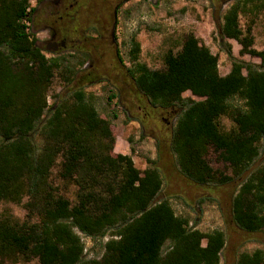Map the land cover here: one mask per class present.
<instances>
[{
	"label": "trees",
	"instance_id": "1",
	"mask_svg": "<svg viewBox=\"0 0 264 264\" xmlns=\"http://www.w3.org/2000/svg\"><path fill=\"white\" fill-rule=\"evenodd\" d=\"M247 3L264 11V0H235L217 28L222 40H235L240 54L259 63L236 59L227 45L231 65L221 75L218 56L188 33L177 51L165 53L162 69L138 61L140 44L132 39L126 72L150 105L181 107L171 135L181 174L199 185L241 180L232 219L245 232L264 234V164L245 174L264 152V50L253 47L250 28L239 24ZM29 5L0 0V201L26 198L25 220L0 214V264L32 258L39 264H219L224 233L190 227L167 199L156 200L159 170L136 167L132 148L114 151L110 121L83 91L56 100L44 116L59 64L34 47L24 23ZM185 91L202 99L184 98ZM223 116L233 124L229 130L220 125ZM209 151L231 175L211 167ZM56 165L57 180L75 187L73 200L54 183ZM107 231L101 257L83 262L81 235L102 238ZM236 264H264V249L240 253Z\"/></svg>",
	"mask_w": 264,
	"mask_h": 264
},
{
	"label": "rangeland",
	"instance_id": "2",
	"mask_svg": "<svg viewBox=\"0 0 264 264\" xmlns=\"http://www.w3.org/2000/svg\"><path fill=\"white\" fill-rule=\"evenodd\" d=\"M89 1L90 18L112 15L113 4L109 1L108 5L105 3L102 6L99 0ZM234 1L128 0L119 5L115 17L116 46L113 48L117 50L116 55L108 52L106 43L102 45L100 51L44 54L46 58L55 60L59 64L46 92L48 108L44 116L48 114L49 108L56 100L71 97L77 90L83 91L93 102L99 115L110 121L111 130L116 136L115 145L120 146L119 151L125 148L126 154H129L132 148V158L136 167L141 169L156 167L159 170L162 187L156 200L167 199L176 215L189 220L190 227L203 232L221 230L224 233L225 244L220 253L219 264H236L240 253L264 249L263 233L245 232L238 228L232 219L231 202L241 180L199 185L182 175L176 156L171 150V135L176 122L175 113H179L181 107L178 105L175 111H165L150 105L145 97L135 92L134 84L127 77L126 69L133 64L129 54L132 39L140 44L138 61L150 68L162 69L165 53L169 49L177 51L188 33H193L218 56L221 75L226 74L231 65V60L225 52L227 45L231 46L232 55L236 59L259 63L257 57L240 54V45L235 40H222L219 37L218 23L222 21L225 9ZM82 2L85 4V1ZM29 3L31 9L35 0H29ZM27 22L28 20L24 21L29 32ZM239 24L244 31L247 27L250 28L253 47L264 50V11L255 10L252 4L247 3L239 14ZM94 29L91 23L88 24L87 35L90 43L95 40ZM84 66L87 72L92 69L96 74L87 73L86 78L82 79ZM181 95L194 101L202 99L190 91H185ZM132 118H135L133 120L136 123L129 126ZM219 121L224 130H229L233 126L225 116L220 117ZM119 135H123L122 138ZM115 145L114 151L117 152ZM207 160L217 172L231 175V169L218 159L217 153L209 151ZM262 164H264V152L260 151L245 174H249ZM57 171L56 165L52 176L54 183L73 200L75 187L62 185L56 178ZM25 202L26 198L20 203L0 201V214L10 213L15 219L23 221L26 219ZM109 237L110 231H107L102 238H91L82 234L81 239L84 243L82 261L100 258L104 250L103 243ZM202 243L205 244V240ZM5 264H39V261L37 258H32Z\"/></svg>",
	"mask_w": 264,
	"mask_h": 264
},
{
	"label": "flooded vegetation",
	"instance_id": "3",
	"mask_svg": "<svg viewBox=\"0 0 264 264\" xmlns=\"http://www.w3.org/2000/svg\"><path fill=\"white\" fill-rule=\"evenodd\" d=\"M35 0L28 20L30 38L34 40V47L42 54L59 55L65 51L87 53L92 50H101L102 45H107L113 54H117L115 25L119 5L128 0H99L101 6L108 1L113 4L112 17L90 18L89 0ZM105 5V6H106ZM104 8V7H103ZM108 11V10H107ZM92 24L95 29L94 42H89L87 26ZM105 52V51H103ZM92 69L82 68V79L86 74L93 73ZM129 77V76H127Z\"/></svg>",
	"mask_w": 264,
	"mask_h": 264
},
{
	"label": "crops",
	"instance_id": "4",
	"mask_svg": "<svg viewBox=\"0 0 264 264\" xmlns=\"http://www.w3.org/2000/svg\"><path fill=\"white\" fill-rule=\"evenodd\" d=\"M228 72V71H227ZM145 115V114H144ZM133 119H135V118H132V120L129 122V126H131L130 124H133L134 122H135V120H133ZM136 123V122H135ZM121 138H122V136L123 135H119ZM118 136V137H119ZM115 150L117 151V152H121V153H123V154H126V150H125V148H123L122 149V151H119L120 150V146L119 145H115Z\"/></svg>",
	"mask_w": 264,
	"mask_h": 264
}]
</instances>
